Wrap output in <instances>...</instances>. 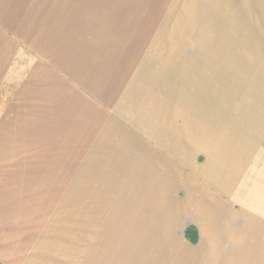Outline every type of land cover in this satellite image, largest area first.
<instances>
[{"label": "rangeland", "instance_id": "1", "mask_svg": "<svg viewBox=\"0 0 264 264\" xmlns=\"http://www.w3.org/2000/svg\"><path fill=\"white\" fill-rule=\"evenodd\" d=\"M249 27L264 0H0V264H264Z\"/></svg>", "mask_w": 264, "mask_h": 264}, {"label": "crops", "instance_id": "2", "mask_svg": "<svg viewBox=\"0 0 264 264\" xmlns=\"http://www.w3.org/2000/svg\"><path fill=\"white\" fill-rule=\"evenodd\" d=\"M247 111H245L246 112L245 114H247L246 115L247 116V119H243L241 121V123H243L245 126L250 125L249 127H251V129L253 130V131L251 130V133L252 134H255V133L258 134V132H259L258 129H260L261 127L262 128L264 127L263 121H261L263 118H259L258 119L257 115L249 114ZM263 133H264V131L261 132V134H263ZM244 135H245V133H244ZM255 136L256 135H252L250 137H243L242 138V141L244 140V141H247L248 143H251L250 146L253 147L252 148V151H254L253 153H258L260 151H264V148H262L264 146L261 145V143H264V141L263 142H260V138H258V136H256V137ZM226 138H229V135L228 134L226 135ZM216 154H217V152H214V153L210 154V156L208 155V157L210 158V160H212V166L214 168H213L212 174L211 175H208L207 177L210 178L211 180H213V182L214 183H217L218 185L220 183L223 184L224 187H226V189L228 190V187L227 186L230 185V184H233V183H229L227 181V179H226V172L227 171L220 172V170L218 168V166H220L219 163L218 162H214V159H216L215 158L216 157ZM256 163H257V161L256 160H253L251 162V165H254L255 166ZM262 163H263V161H262ZM244 166H245V164L244 163H241V167H244ZM263 166H264V164H263ZM224 173H225V178H224V181H222L221 178L224 177ZM263 173H264V170H263ZM263 183H264V177H263ZM228 192H230V190ZM257 200H256V198L253 199V196H251L249 201L250 202H256ZM261 209H263L262 214L264 215V206H262V208L259 207V211H255L254 214L259 215Z\"/></svg>", "mask_w": 264, "mask_h": 264}, {"label": "bare ground", "instance_id": "3", "mask_svg": "<svg viewBox=\"0 0 264 264\" xmlns=\"http://www.w3.org/2000/svg\"><path fill=\"white\" fill-rule=\"evenodd\" d=\"M248 23H249V25L251 24L250 18H248ZM250 29L251 28L249 27V31L246 34V40H245V54H246V57L245 58H246V61H244L245 64H244V66L242 68L249 69L252 73L255 74L256 77L257 76L262 77V73H264V64H263V62H264L263 61V58H264V50L261 52V47H262V49L264 47H263V43H261V41L259 43V38L258 37L252 36L250 34L251 33ZM248 35H251V36L248 37ZM262 53H263V57H262ZM243 81H245V79ZM225 86L226 85H224V83H223V85L221 84L220 88H216V87L213 88L211 86L210 87H211V91L215 92V94H216L218 92V90L225 91L226 89H223ZM253 89H254L255 92H252L251 94H249L250 96H254L255 97L257 94H259L258 96H261L262 87H261V85L258 82H254L253 83ZM258 96L256 97L257 99L255 98L256 99V104H250V103H248L247 105H257V108H259L260 106L258 105ZM249 100L250 99H248V101ZM259 103H260V99H259ZM244 112H245V110H244ZM246 115L247 114H245L244 116H242V120L243 119H247V116Z\"/></svg>", "mask_w": 264, "mask_h": 264}]
</instances>
